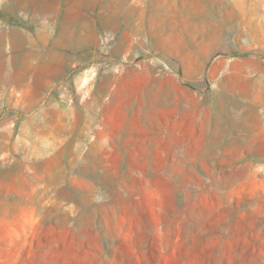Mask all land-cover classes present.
<instances>
[{
	"label": "rangeland",
	"instance_id": "rangeland-1",
	"mask_svg": "<svg viewBox=\"0 0 264 264\" xmlns=\"http://www.w3.org/2000/svg\"><path fill=\"white\" fill-rule=\"evenodd\" d=\"M0 264H264V0H0Z\"/></svg>",
	"mask_w": 264,
	"mask_h": 264
},
{
	"label": "crops",
	"instance_id": "crops-1",
	"mask_svg": "<svg viewBox=\"0 0 264 264\" xmlns=\"http://www.w3.org/2000/svg\"><path fill=\"white\" fill-rule=\"evenodd\" d=\"M61 83V82H59ZM64 84H59L58 85V92L60 93V95H64L65 94V89L63 87ZM58 106V105H57ZM60 107V106H58ZM62 108H58L57 111L60 112V111H63L61 110ZM66 110L68 111L69 108ZM208 138H210L209 140H207L206 142L208 143H225V142H228L229 141V134H228V127H223L221 132L215 130V131H212L211 133H209L207 135ZM231 138V137H230ZM233 141V139L231 140V142Z\"/></svg>",
	"mask_w": 264,
	"mask_h": 264
},
{
	"label": "bare ground",
	"instance_id": "bare-ground-1",
	"mask_svg": "<svg viewBox=\"0 0 264 264\" xmlns=\"http://www.w3.org/2000/svg\"><path fill=\"white\" fill-rule=\"evenodd\" d=\"M237 104V103H236Z\"/></svg>",
	"mask_w": 264,
	"mask_h": 264
}]
</instances>
